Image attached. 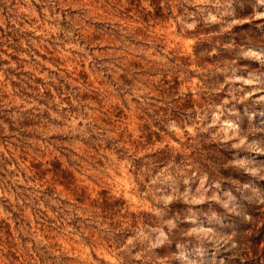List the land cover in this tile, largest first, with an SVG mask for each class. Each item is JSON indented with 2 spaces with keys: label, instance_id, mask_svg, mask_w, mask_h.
<instances>
[{
  "label": "rangeland",
  "instance_id": "374dc122",
  "mask_svg": "<svg viewBox=\"0 0 264 264\" xmlns=\"http://www.w3.org/2000/svg\"><path fill=\"white\" fill-rule=\"evenodd\" d=\"M262 226L264 0H0V264H264Z\"/></svg>",
  "mask_w": 264,
  "mask_h": 264
},
{
  "label": "trees",
  "instance_id": "16d2710c",
  "mask_svg": "<svg viewBox=\"0 0 264 264\" xmlns=\"http://www.w3.org/2000/svg\"><path fill=\"white\" fill-rule=\"evenodd\" d=\"M254 233L256 235L258 234L255 238H253L254 245L258 247V245L262 241L261 239L264 237L263 236L264 235V226H262L260 229H255ZM246 259H249L250 261H256V263H262V261H264V247L260 248V254L259 255L254 254V255L247 257ZM239 264H244V263H239Z\"/></svg>",
  "mask_w": 264,
  "mask_h": 264
}]
</instances>
